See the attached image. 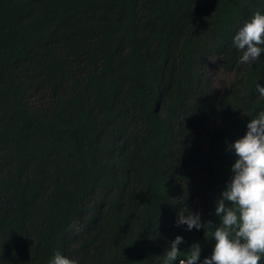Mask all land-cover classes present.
<instances>
[{"label": "trees", "instance_id": "obj_1", "mask_svg": "<svg viewBox=\"0 0 264 264\" xmlns=\"http://www.w3.org/2000/svg\"><path fill=\"white\" fill-rule=\"evenodd\" d=\"M258 10L0 0V264H162L177 235L210 257L229 146L264 111V52L233 45ZM186 209L214 225H178Z\"/></svg>", "mask_w": 264, "mask_h": 264}, {"label": "clouds", "instance_id": "obj_2", "mask_svg": "<svg viewBox=\"0 0 264 264\" xmlns=\"http://www.w3.org/2000/svg\"><path fill=\"white\" fill-rule=\"evenodd\" d=\"M233 45L241 53L239 63H251L264 52V14L255 11L236 31ZM256 90L264 97V86L255 84ZM236 155L231 165L233 173L220 197L215 202V224L212 237L215 239L210 257L202 264H261L264 257V111L252 117L247 124L245 135L230 146ZM178 225L193 228L212 227L209 221L201 223L200 215L186 209L178 213ZM166 241L163 248L165 257L162 264H201V247L194 243L190 250L181 252L178 245L183 242L179 235ZM183 253V256H182ZM48 264H77L59 251Z\"/></svg>", "mask_w": 264, "mask_h": 264}]
</instances>
